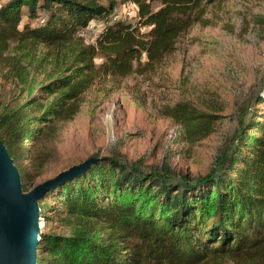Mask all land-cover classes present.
<instances>
[{
  "label": "trees",
  "instance_id": "1",
  "mask_svg": "<svg viewBox=\"0 0 264 264\" xmlns=\"http://www.w3.org/2000/svg\"><path fill=\"white\" fill-rule=\"evenodd\" d=\"M132 1L139 26H152L145 34L125 19L113 20L114 0H0V65L18 77L20 61L6 56L11 45L18 52L42 46L50 58L49 78L36 98L0 114V139L23 192L33 187L15 158L26 140L40 135L29 112L38 107L34 121L53 130L54 123L75 116L97 79L130 75L143 54L152 60L162 43L169 44L171 3ZM154 3L161 7L153 10ZM93 21L102 26L94 42L85 43L78 33ZM257 100L264 106V84ZM163 113L183 124L189 142L213 130L215 116L184 104ZM258 117L239 121L209 172L195 178L165 164L146 170L95 156L85 174L39 200L40 217L53 201L66 231L41 230L37 264H264V112Z\"/></svg>",
  "mask_w": 264,
  "mask_h": 264
},
{
  "label": "rangeland",
  "instance_id": "2",
  "mask_svg": "<svg viewBox=\"0 0 264 264\" xmlns=\"http://www.w3.org/2000/svg\"><path fill=\"white\" fill-rule=\"evenodd\" d=\"M114 1L117 11L129 5V0ZM168 1L174 31L152 60L143 54L130 75L97 79L82 94L75 116L54 123L53 130L34 121L41 114L38 107L29 112L31 128L40 135L26 140L15 164L24 168L31 187L91 156L114 157L146 170L165 164L189 178L203 176L230 144L239 121L264 112L257 100L264 84V0ZM129 12L122 19L139 26L137 11ZM90 24L92 29L78 33L85 43L94 42L102 26ZM151 28L139 26L144 34ZM16 49L11 45L6 56L20 61L18 77L0 65V114L36 98L51 72L42 46ZM177 104L215 116L213 130L189 142L183 124L163 113ZM49 202L42 208L41 230L65 232Z\"/></svg>",
  "mask_w": 264,
  "mask_h": 264
},
{
  "label": "water",
  "instance_id": "3",
  "mask_svg": "<svg viewBox=\"0 0 264 264\" xmlns=\"http://www.w3.org/2000/svg\"><path fill=\"white\" fill-rule=\"evenodd\" d=\"M98 159L91 156L23 192L19 171L0 139V264H37L39 200L51 189L85 174Z\"/></svg>",
  "mask_w": 264,
  "mask_h": 264
},
{
  "label": "built area",
  "instance_id": "4",
  "mask_svg": "<svg viewBox=\"0 0 264 264\" xmlns=\"http://www.w3.org/2000/svg\"><path fill=\"white\" fill-rule=\"evenodd\" d=\"M129 9H133V10H136L138 11V7L137 5L132 1V0H129V5L128 7H125L122 9V10H116L115 11V14L113 15V20H118V19H122L123 17L126 18L128 16H130V12H129ZM93 28V25L92 24H89L88 27L86 29H92ZM97 36V34H96Z\"/></svg>",
  "mask_w": 264,
  "mask_h": 264
}]
</instances>
